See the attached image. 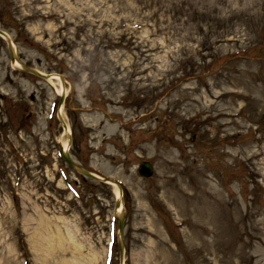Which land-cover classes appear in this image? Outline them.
Here are the masks:
<instances>
[{"label": "rangeland", "instance_id": "rangeland-1", "mask_svg": "<svg viewBox=\"0 0 264 264\" xmlns=\"http://www.w3.org/2000/svg\"><path fill=\"white\" fill-rule=\"evenodd\" d=\"M0 27L53 74L0 35V264H120L59 83L124 264H264V0H0Z\"/></svg>", "mask_w": 264, "mask_h": 264}, {"label": "water", "instance_id": "water-1", "mask_svg": "<svg viewBox=\"0 0 264 264\" xmlns=\"http://www.w3.org/2000/svg\"><path fill=\"white\" fill-rule=\"evenodd\" d=\"M0 35L4 36L6 38L7 44H8V48H9V52H10V59L13 61L15 58H17L18 61H20V65L23 69L28 70L36 75L42 76V77H49L52 73L50 72H44L41 71L40 69L30 66L24 62H22L17 55L14 53L15 51L12 50L11 45H12V38L10 37V35L0 27ZM60 77L62 78V82H64V78L60 75ZM64 96L65 93L60 92V97H59V102H58V106H60V104L63 102L64 100ZM57 116L62 124L63 129H67L68 128V124L65 121L61 111H60V107L57 108ZM67 137H68V143H67V147L64 148V146L62 144L59 145V152L60 155L62 156V158L71 166L73 167L75 170H77L78 172H80L81 174H83L84 176L93 178V179H100L104 182L107 183H112V181H114L117 184V187L119 189L120 192V196L119 197H115V201H114V208L120 206V204H122V209L119 211L118 214H115V217L118 220V227H119V248H120V264H124L123 263V252H124V245H123V240H122V231H123V221H124V210H123V199H122V194H123V188L122 185L120 183H118L115 180H112L108 177H104L101 176L99 174H97L94 171H91L85 167H83L82 165H80L76 160H74L72 158V156L69 153V146L72 140V135L71 132L69 131L67 133ZM138 172L143 175V176H149L152 174L153 172V164L152 162H150L147 159H142L139 163H138Z\"/></svg>", "mask_w": 264, "mask_h": 264}, {"label": "bare ground", "instance_id": "bare-ground-1", "mask_svg": "<svg viewBox=\"0 0 264 264\" xmlns=\"http://www.w3.org/2000/svg\"><path fill=\"white\" fill-rule=\"evenodd\" d=\"M11 48H12V50L13 51H15L16 50V46H15V44H14V42H13V40H12V45H11ZM16 52V51H15ZM14 52V53H15ZM16 59V58H15ZM13 60V62L15 63V62H17L18 64L20 63L18 60ZM53 74H51L49 77H51ZM49 79H51V78H49ZM53 79L54 80H59L60 79V76L58 75V74H55V77H53ZM64 87H63V85L62 84H60L59 83V85H58V87H57V90H58V92H61L62 91V89H63ZM63 92H64V90H63ZM60 107V106H59ZM61 108V107H60ZM64 131H65V133L67 134L70 130H69V126H68V128L67 129H64ZM68 140H66L65 142H64V148L65 147H67V142ZM110 184H112L114 187H115V193H116V197H119L120 196V192H119V189H118V187H117V184L114 182V181H112V183H110ZM120 198H121V196H120ZM122 209V204H120V206H118V207H116V214H118L119 213V211Z\"/></svg>", "mask_w": 264, "mask_h": 264}, {"label": "trees", "instance_id": "trees-1", "mask_svg": "<svg viewBox=\"0 0 264 264\" xmlns=\"http://www.w3.org/2000/svg\"><path fill=\"white\" fill-rule=\"evenodd\" d=\"M24 264H30V263H29V260H28V261H25V263H24Z\"/></svg>", "mask_w": 264, "mask_h": 264}]
</instances>
